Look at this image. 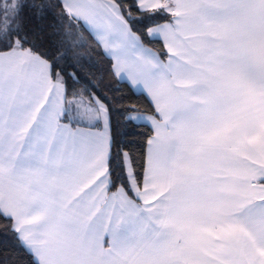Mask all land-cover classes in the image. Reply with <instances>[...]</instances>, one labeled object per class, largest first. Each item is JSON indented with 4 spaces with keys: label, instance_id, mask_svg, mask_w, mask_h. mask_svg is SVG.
Returning a JSON list of instances; mask_svg holds the SVG:
<instances>
[{
    "label": "snow or ice",
    "instance_id": "obj_1",
    "mask_svg": "<svg viewBox=\"0 0 264 264\" xmlns=\"http://www.w3.org/2000/svg\"><path fill=\"white\" fill-rule=\"evenodd\" d=\"M0 264H264V0H0Z\"/></svg>",
    "mask_w": 264,
    "mask_h": 264
}]
</instances>
